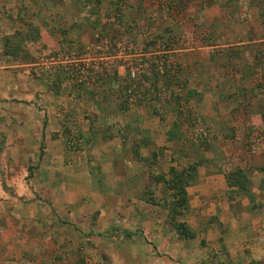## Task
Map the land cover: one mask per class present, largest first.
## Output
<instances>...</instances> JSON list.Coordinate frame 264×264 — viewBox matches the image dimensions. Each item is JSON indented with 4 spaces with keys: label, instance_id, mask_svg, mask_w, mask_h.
<instances>
[{
    "label": "rangeland",
    "instance_id": "rangeland-1",
    "mask_svg": "<svg viewBox=\"0 0 264 264\" xmlns=\"http://www.w3.org/2000/svg\"><path fill=\"white\" fill-rule=\"evenodd\" d=\"M205 2L0 0V264H264L253 237L223 244L206 213L220 196H198L196 175L178 219L194 238L168 224L171 169L203 174L213 159L230 172L255 151L232 155L233 134L189 101L195 62L236 58L219 47L234 22L200 21Z\"/></svg>",
    "mask_w": 264,
    "mask_h": 264
},
{
    "label": "crops",
    "instance_id": "crops-1",
    "mask_svg": "<svg viewBox=\"0 0 264 264\" xmlns=\"http://www.w3.org/2000/svg\"><path fill=\"white\" fill-rule=\"evenodd\" d=\"M211 1L205 2L209 8L203 11L200 21L208 19L211 22H234L232 28L223 36L220 34L225 43L219 47L229 49L230 58L232 55L236 58L233 57L225 64L213 61L203 64L201 60L195 62L196 67L192 70L189 79L191 95L189 101L194 103L192 96H195L196 101H206L207 112L199 114L208 116L212 130L233 134L230 138H224L226 143L238 149L232 155L236 158L239 156L244 158L243 156L247 154L245 150L255 149V151L252 152L253 161L248 166L246 163L240 164L230 172L225 171L227 163L220 164L209 159L204 165L203 174L196 169V177L191 186L199 193L198 196L208 195L213 198L220 196L217 205L221 206V210L217 213L213 204L206 208V213L216 216L213 219L222 222L225 228L222 236L223 244L228 247L237 244L240 248V244H246L245 240L253 237L252 245L255 247L253 257H260L264 255V61H259V58L264 55V28L262 29L264 11L256 9V5L260 7L261 3H256L254 0H222V2L214 0V4H209ZM193 3H197V0H193ZM216 4L220 5L216 6ZM260 8L264 10V7ZM189 17L197 18V13L191 12ZM246 21L251 23L249 28L236 27L237 22ZM217 42L221 43L220 40ZM214 47L203 46L199 50ZM237 53H239L237 56L234 55ZM227 56L229 58L228 54ZM250 57L254 60H249ZM203 66L206 69L205 75L202 74ZM226 66L232 69V72H227ZM221 69L225 71H220ZM216 82L220 83L218 86L221 89L217 90ZM248 134L253 136L263 134V137L255 141L254 137H251L252 140L249 139ZM229 158H226L228 162ZM240 166L248 168L244 169ZM235 170H240L245 175L246 190H241L239 186L228 185L227 175ZM180 256L181 253L175 260ZM227 258L231 261H239L242 256L228 253Z\"/></svg>",
    "mask_w": 264,
    "mask_h": 264
},
{
    "label": "trees",
    "instance_id": "trees-1",
    "mask_svg": "<svg viewBox=\"0 0 264 264\" xmlns=\"http://www.w3.org/2000/svg\"><path fill=\"white\" fill-rule=\"evenodd\" d=\"M196 167V165H191L188 169H183L181 171L173 168L170 170V179L163 181L164 185L171 192L173 198L168 224L171 226V229L175 230L180 237L186 240L193 239L195 234L187 228L184 222H181L178 219L183 216L184 211L188 207L186 188L194 180ZM226 179L230 187L239 186L241 190H246L247 180L240 170H235L229 173Z\"/></svg>",
    "mask_w": 264,
    "mask_h": 264
},
{
    "label": "built area",
    "instance_id": "built-area-1",
    "mask_svg": "<svg viewBox=\"0 0 264 264\" xmlns=\"http://www.w3.org/2000/svg\"><path fill=\"white\" fill-rule=\"evenodd\" d=\"M162 65H163L162 62H159V63L157 64V69H158V72H159L160 74H163ZM129 78H130L132 81H137V74H136V72H135L134 70H131V71H130Z\"/></svg>",
    "mask_w": 264,
    "mask_h": 264
}]
</instances>
